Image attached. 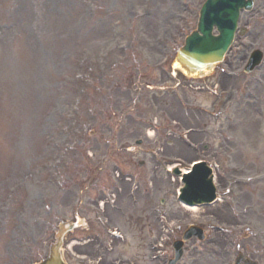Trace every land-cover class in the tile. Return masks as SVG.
I'll return each instance as SVG.
<instances>
[{
  "label": "rangeland",
  "instance_id": "rangeland-1",
  "mask_svg": "<svg viewBox=\"0 0 264 264\" xmlns=\"http://www.w3.org/2000/svg\"><path fill=\"white\" fill-rule=\"evenodd\" d=\"M254 1L253 11L241 18L249 34L235 44L247 50L264 49V0ZM142 8L152 15L138 18L134 11ZM194 10L196 18H190L180 40H171L179 32L176 23L180 15H192ZM198 11V0H0V264H31L46 256L53 229L61 220L71 219L79 196L89 198V193H81L85 187L82 177L69 179L91 163L92 155L97 162L102 161L101 153L106 152L107 145L122 144L128 157L133 155L131 151H146L150 145L161 150L162 155H169L170 159L163 164L160 161L161 165L154 169L152 205L171 211L185 224L200 220L197 209L187 211L178 205L174 198L178 182L165 172L166 164L174 158L184 160L183 166L203 158L186 151L179 140L184 130L217 127L208 115L185 114V110L211 111L213 97L204 90L192 89L196 85L190 84H204L208 78L183 79L173 66L177 48L196 28ZM121 44H128L129 49L118 50ZM164 55L172 57L171 64L154 68ZM260 94H264V85L256 96ZM179 101L185 105L180 106ZM164 105H170V109L172 105L175 119L160 114ZM147 116L156 124L147 122ZM138 119L145 125L143 132L152 130L151 125L161 132L149 138L145 132L129 136L132 127L128 125ZM166 129L170 131L167 134ZM210 130L207 138L212 136ZM249 131L250 136L255 137L257 131L263 137L264 120L257 112L247 121L242 113L236 118L235 133L241 142L244 140L242 150L246 149L237 158L243 166H247L244 155L252 147L248 143ZM207 138L205 142L211 140ZM135 139L144 140L145 145L135 148ZM254 145L257 151H263L259 155H264V137ZM252 154L258 155L254 151ZM131 159L135 165L138 161L148 163L142 155ZM253 159L257 164L263 161ZM149 172L146 167H137L138 178H147ZM59 178L70 193L56 192L54 181ZM141 187L145 193L151 186ZM123 201L129 202L125 198ZM80 214L88 220L86 212ZM107 217L121 228L124 241L107 242L99 254H90L88 247L86 259L73 255L72 248L66 249L64 257L69 264H95L99 258H103V264H113L115 260V264L133 260L148 264L145 249L137 248L138 238H147V218L116 213H108ZM218 220L236 224V218L229 214ZM110 223L105 226L110 227ZM87 231L81 230L78 235ZM90 231L104 233L96 225ZM134 253L137 258L132 259Z\"/></svg>",
  "mask_w": 264,
  "mask_h": 264
},
{
  "label": "water",
  "instance_id": "water-1",
  "mask_svg": "<svg viewBox=\"0 0 264 264\" xmlns=\"http://www.w3.org/2000/svg\"><path fill=\"white\" fill-rule=\"evenodd\" d=\"M241 5H245L243 1L240 3L238 0H211L204 7L199 24V31L203 37H199L197 34L190 37L180 54V60L189 72H201L221 60L223 52L230 44L231 27L236 22ZM209 24L216 25L218 29L227 32H221L220 37L214 38L205 27ZM204 173L196 171L184 181L186 184L182 195L184 202L194 204L196 201L201 203L209 200L212 191L209 182L205 181L207 174ZM195 194L197 196H193ZM75 226L71 223H64L59 228L55 237L56 242L50 246L48 257L39 264H65L60 252L62 241L64 236Z\"/></svg>",
  "mask_w": 264,
  "mask_h": 264
},
{
  "label": "flooded vegetation",
  "instance_id": "flooded-vegetation-1",
  "mask_svg": "<svg viewBox=\"0 0 264 264\" xmlns=\"http://www.w3.org/2000/svg\"><path fill=\"white\" fill-rule=\"evenodd\" d=\"M256 239L254 242H250L247 244V246H244L243 251L247 256H249L250 259H257L259 264H264V237H261L262 243L257 242ZM229 244L232 245L233 243ZM214 247L217 246L214 242H212L211 244L205 246L202 250L196 248L193 252L189 254V257L191 259V262L189 264H202L198 260V257H201L203 255L207 256L210 254L221 256L222 264H225L224 262L228 260L229 256L234 255V250H232L231 248V251H228V247H220V252H218L214 250Z\"/></svg>",
  "mask_w": 264,
  "mask_h": 264
},
{
  "label": "bare ground",
  "instance_id": "bare-ground-1",
  "mask_svg": "<svg viewBox=\"0 0 264 264\" xmlns=\"http://www.w3.org/2000/svg\"><path fill=\"white\" fill-rule=\"evenodd\" d=\"M149 136H151V134H149ZM192 211H193V212H196V210H195V209H192Z\"/></svg>",
  "mask_w": 264,
  "mask_h": 264
}]
</instances>
